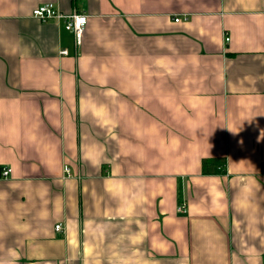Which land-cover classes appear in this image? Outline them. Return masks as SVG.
Instances as JSON below:
<instances>
[{
    "label": "crops",
    "instance_id": "1",
    "mask_svg": "<svg viewBox=\"0 0 264 264\" xmlns=\"http://www.w3.org/2000/svg\"><path fill=\"white\" fill-rule=\"evenodd\" d=\"M0 264H264V0H0Z\"/></svg>",
    "mask_w": 264,
    "mask_h": 264
},
{
    "label": "built area",
    "instance_id": "2",
    "mask_svg": "<svg viewBox=\"0 0 264 264\" xmlns=\"http://www.w3.org/2000/svg\"><path fill=\"white\" fill-rule=\"evenodd\" d=\"M32 16L40 19L42 21H63L65 23V28L70 31L74 36L75 45L77 48L82 46L83 36L88 23V15L85 12H72L63 13L60 11L54 3H45L35 7L32 11ZM175 21H180V18H175ZM227 41L230 40L229 37L226 38ZM62 55H68V50L63 49L60 52ZM12 172V169L8 166H4L1 170V175L7 178ZM65 173L67 176L71 175V170L68 166L65 167ZM184 209V208H180ZM55 229L58 232H62L64 227L61 223L55 225Z\"/></svg>",
    "mask_w": 264,
    "mask_h": 264
}]
</instances>
